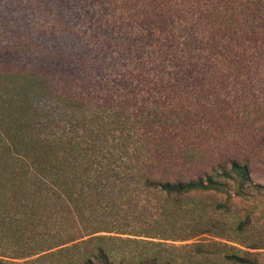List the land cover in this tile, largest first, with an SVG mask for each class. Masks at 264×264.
Listing matches in <instances>:
<instances>
[{"label":"trees","instance_id":"trees-1","mask_svg":"<svg viewBox=\"0 0 264 264\" xmlns=\"http://www.w3.org/2000/svg\"><path fill=\"white\" fill-rule=\"evenodd\" d=\"M35 1L48 8L57 2ZM173 1L125 0L121 8L148 26L156 20L169 27L179 19L203 30L177 34L171 30H99L95 39L100 45L84 43L78 50L57 46L56 51L50 49L58 55L50 68L26 69L16 75L21 88L31 89L32 81L38 80L39 96L58 106L100 113L103 128L96 133L104 139L56 138L49 133L51 127L35 135L27 124L22 128L21 119L5 128V137L0 136V204L13 218L8 228L21 251L12 258L37 255V261L56 260L57 264H199L201 260L252 264L227 245L173 244L197 235L187 234L178 225L184 217L198 220V233L216 229L214 218L202 214L194 198L212 193L224 194L228 200L243 197V190L252 186L250 171L246 163L232 160L227 162L228 169L225 163L220 166V172L186 179L178 176V164L173 163L179 161L176 156L181 149L168 141L166 123H175V115L185 121L191 115L161 111L160 104H149L146 97L160 94L158 86L166 78L173 82L169 92L184 91L177 85L189 78L186 65L196 64L198 55L210 63L208 54L215 46L229 52L231 44H255L261 32L225 30L233 29L236 22L228 12L232 10L228 0H221L222 13L214 0H179L184 13L180 8L167 10ZM70 2L65 0V5L70 7ZM203 46L209 47L207 55L200 54L206 49ZM6 76L0 72V83ZM53 77L58 83L50 80ZM8 104L16 112L29 114L28 108L20 109L12 98ZM105 129L112 133L111 140Z\"/></svg>","mask_w":264,"mask_h":264},{"label":"rangeland","instance_id":"rangeland-1","mask_svg":"<svg viewBox=\"0 0 264 264\" xmlns=\"http://www.w3.org/2000/svg\"><path fill=\"white\" fill-rule=\"evenodd\" d=\"M124 1L71 0L67 7L65 0H57L56 5L48 8L35 0H0V72L7 73L0 83L2 138L7 126L13 127L17 119H23L20 120L22 128L27 124L28 131L35 135L41 134V129L51 127L49 133L56 138L78 135L85 137L84 142L91 138L104 139L96 133L97 128H103L100 113L68 110L39 96L38 80L32 81L31 89L21 88L23 83H19L16 75L26 69L50 68L51 62L58 59L57 53L53 52L57 46L78 50L83 49L84 43L100 45L101 42L95 39L99 30H171L174 34L186 29L203 30L179 19L169 27H163L156 20L148 26L130 17L129 11H123L121 3ZM228 1L232 9L228 12L233 13L236 22L233 29L225 30H259L261 37L256 38L257 42L243 40L242 45H228L229 52L223 50V46L211 47L210 63L200 60L198 55L196 64L186 65L191 71L189 78L177 85L183 86L184 91L175 88L169 92L173 82L166 78L158 86L162 89L160 94L155 92L153 98L146 99L149 104H160L161 111L171 110L176 114L184 111L191 115L186 121L181 115H175V123H166L168 141L178 143L181 149L176 156L179 161L173 163L178 164V176L186 179L215 170L220 172V166L225 163L228 169L227 162L232 160L246 163L250 171L252 186L243 190V197L233 196L228 200L224 194L212 193L194 198L200 202L201 213L214 218L216 229L209 227L212 232L198 233L201 231L195 229L198 220L190 221L184 217L178 225L187 234L197 235L173 244L227 245L233 248L231 252L249 259L252 264H264V0ZM214 2L218 12L222 13L221 0ZM180 5L179 0H174L167 10L176 11ZM71 11L78 12L75 13L77 19L73 13L70 16ZM68 17L70 19L64 22L63 19ZM178 38L181 41L184 37ZM203 47L206 49L200 50V54L207 55L209 47ZM194 50L198 53L199 49ZM50 80L58 83L56 77ZM11 98L20 109L28 108L29 114L23 115L10 108L8 100ZM183 122H186L184 128ZM80 129L82 134L78 133ZM107 133L111 140L112 133ZM222 205L227 209H221L219 206ZM10 222L13 223L12 216L0 204V264H57L56 260L37 261V255L27 259L12 258L21 251L11 236ZM202 223L205 225L204 221ZM34 246L32 244L31 248ZM61 260L65 259L61 257ZM203 261L199 264H217L213 260Z\"/></svg>","mask_w":264,"mask_h":264}]
</instances>
